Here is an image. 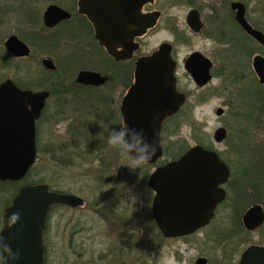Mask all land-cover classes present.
Here are the masks:
<instances>
[{
  "label": "flooded vegetation",
  "instance_id": "af4514ba",
  "mask_svg": "<svg viewBox=\"0 0 264 264\" xmlns=\"http://www.w3.org/2000/svg\"><path fill=\"white\" fill-rule=\"evenodd\" d=\"M104 1V17L110 20L111 27L107 30V44L119 58L112 55L96 38L95 28L89 17L82 12L80 0H23L19 5L6 7L0 13V20L3 21L8 20L11 13L17 12L21 21L31 23L32 34L36 35L45 54L40 61L41 76L36 80L38 89L31 87L24 90L49 93L36 121L37 155L34 165L21 181H0V197H9L10 202L2 209L3 221H0V264L3 261L1 232L6 225L5 212L23 187L39 185L48 186L52 193L76 197H80L77 191L87 186L93 197L89 203L80 197L84 201L82 207L72 208L58 203L50 208L43 233L44 264H48L49 255L55 252V245L52 246L49 239L56 244L54 240L58 238V234L50 233L49 227L57 207L72 210L88 208L103 228L100 234L94 231L93 226L87 228L88 242L95 243L99 235L114 240L118 238L117 241H121L123 245L132 243L135 253L136 223L142 222L141 227L149 233L152 264H161L162 258L165 264H264V189L254 190L252 186L257 182L251 179L252 171H259L264 157L249 156L253 140L251 131H254V127L264 130V84L260 82L254 69L255 60L259 57L264 59L261 55L264 54V44L253 35L257 32L264 36V0H147L141 6L140 0ZM39 4L45 6L39 8ZM177 5L183 10L180 25L179 17L172 11ZM51 7L61 9L70 17L55 21V13H47ZM62 14L58 15L63 16ZM156 14L158 16L154 25L148 27L144 34L138 35L140 28H146ZM47 18H50V24L46 22ZM163 21L165 24L160 28ZM159 29L168 31L171 40L162 41L152 51H143L144 42ZM193 37L210 44L211 53L197 49L179 59L178 43L188 42ZM163 44L170 46V55L176 64V90L184 96L185 101L176 114L167 117L161 124L162 157L155 164H143L154 166L156 170L181 158L160 163L166 156V149L177 143L172 139L173 133L182 128L192 93L188 84H182L179 72L181 63L196 91L207 90L216 78L222 80L221 90L227 94V100L217 106L214 113L221 119L229 108L234 124L219 126L213 134V140L217 145L223 144L228 138L234 141L228 147V152L232 155L230 157L224 156V152L212 145L202 142L198 145L215 152L229 171L226 181L217 189L218 193H223V197L214 207L185 205L190 214H176L172 212L173 206L166 205L167 211L158 217L155 211L157 192L149 186L151 173L147 182V205L144 217H141L140 214L136 216L134 196L125 194V154H122L121 149L110 145L108 139L113 129L119 131L121 125L125 124V110L128 109L125 99L136 83L135 72L139 60L157 52ZM28 48L30 54L27 57H14L6 48L5 51L14 62L29 59L32 50L29 46ZM195 54L211 62V79L202 87L186 68L187 62ZM192 63L199 65L203 71L206 68V63L200 56ZM244 63L252 64L258 82L255 85L258 92L254 94L249 93L250 89L248 93L238 94L235 83L241 80L240 74H235L234 79L229 80L232 69L242 67ZM86 72L99 74L105 82L94 85L79 81L80 75ZM7 80L17 85L14 80L5 81ZM228 80L234 85L231 89ZM159 88L163 89V94L164 86ZM136 103L134 101L131 104L134 109ZM246 107L253 108L254 114H250L251 111H247ZM220 110L221 114L218 115ZM221 128L226 130V138L218 143L215 133ZM44 157L51 159L56 167L51 173V180L54 182L52 185L49 183L50 175L49 180L41 175L45 165L39 167V162ZM35 173L41 175L39 179L42 181L30 179ZM131 176L135 177L136 174ZM253 178H256L255 175ZM12 183L19 186L14 196L8 194ZM134 188L136 189V185ZM255 196L257 197L254 199ZM206 210L209 215L198 213ZM185 216L187 217L181 220ZM200 216L207 217V221L182 235L165 234L158 223V218H167L171 225L192 228L197 226ZM76 231L74 229L69 242L70 249L75 253L73 243L78 233ZM105 257L106 252L100 255L101 260Z\"/></svg>",
  "mask_w": 264,
  "mask_h": 264
},
{
  "label": "water",
  "instance_id": "95a60500",
  "mask_svg": "<svg viewBox=\"0 0 264 264\" xmlns=\"http://www.w3.org/2000/svg\"><path fill=\"white\" fill-rule=\"evenodd\" d=\"M145 2L147 0H140V6ZM105 3L104 0H80L82 12L89 17L95 28L96 38L112 55L119 58L107 44V30L111 27L110 20L104 17ZM49 12L55 13V21L70 17L68 13L56 7H51L47 13ZM58 12L64 15L59 16ZM157 16L153 15L146 28H140L138 35L152 27ZM46 22L50 24V18H47ZM246 28L251 32L247 25ZM253 35L264 44L263 35L257 32ZM5 48L14 57H27L30 54L28 46L16 36L7 40ZM170 51V46L163 44L151 56L139 60L135 72L136 83L125 99V104L128 105L125 110V124L128 127L126 136L133 141H138L143 136L147 143L155 142V154L147 164H155L162 157L161 124L164 119L176 114L185 101L184 96L176 90V64ZM197 56L206 63L204 71L199 65L192 63L196 61ZM47 64L50 65V62ZM186 68L200 87L211 79V62L199 54L189 59ZM254 69L260 82L264 84L263 58L255 60ZM79 81L101 85L105 79L99 74L86 72L80 75ZM159 86H164L163 94V89ZM48 96L46 91L21 89L11 80L0 85V181H21L34 165L37 155L36 121ZM134 101L137 102L136 109L131 105ZM217 114L220 115L221 110ZM225 138L226 130L218 129L215 140L220 143ZM228 176V168L215 152L198 145L192 147L180 159L158 167L150 176L149 186L157 192L155 211L158 217L167 211L166 205L173 206L172 212L176 214L189 213L185 205L214 207L223 197V193L217 192L218 186L223 184ZM58 203L72 208L84 205L80 197L52 193L46 185L25 186L20 190L5 212L6 225L1 232V264H44L43 233L49 210ZM13 213H19V219L14 224L10 221ZM198 213L209 215L207 210ZM187 216L181 217V220ZM206 221L207 217L200 216L197 226L191 228L171 225L167 218H158L161 230L172 235L188 233Z\"/></svg>",
  "mask_w": 264,
  "mask_h": 264
},
{
  "label": "rangeland",
  "instance_id": "374dc122",
  "mask_svg": "<svg viewBox=\"0 0 264 264\" xmlns=\"http://www.w3.org/2000/svg\"><path fill=\"white\" fill-rule=\"evenodd\" d=\"M23 0H0V13H2L6 7L12 8L19 5ZM33 5V4H32ZM39 8L44 7V4H39ZM170 11V9L168 10ZM179 17V25L182 23V8L181 6H175L173 9ZM171 11V12H172ZM20 15L17 12L11 13L8 20H0V83L6 79H12L16 83H23L26 85H33L34 89H38L37 77L41 76V58L43 53L41 49V43L37 41L35 34H32L31 23L29 21H21ZM163 21L160 28L164 26ZM16 35L21 40L26 42L32 50V56L27 60H16L9 62L6 65L4 61V53H6L4 44L9 36ZM171 40L169 32L158 30L153 36L149 37L143 46V51H152L162 41ZM178 57L181 59L183 56L190 54L192 51L200 49L207 50V53H211L212 46L204 43L201 39L193 37L191 40L185 43H178L177 46ZM254 56L256 54H253ZM264 56V54H261ZM253 56V57H254ZM4 64L6 66H4ZM242 67H234L231 72V78L234 79L235 74L242 76L241 80L235 83V87L239 93L254 94L258 92V85L256 76L254 74L252 64H243ZM24 69V71H23ZM222 70V69H221ZM180 75L182 84L189 85L190 93L188 111L182 121V128L178 132L173 133V141H177L176 145L166 149V156L160 162L166 163L172 161L175 158H179L189 148L199 145L201 142L207 145L214 146L215 149L224 152V156L230 157V151L228 147L231 146V142L234 141L232 138H228L226 142L221 145H217L213 140V134L215 130L221 126H230L234 124V117L227 108V113L218 119L214 113L217 106H220L227 100V94L222 92L221 85L223 84L221 79H215L205 91H196L193 83H191L183 64L180 66ZM228 80V82H229ZM230 89L234 86L231 82ZM217 88L219 90L217 91ZM247 111H251L250 114H254V109L246 107ZM235 130V128H233ZM253 140L251 152L249 156L253 157H264V130H259L254 127V131H251ZM233 135V134H232ZM233 137V136H232ZM232 139V140H231ZM179 155V156H178ZM177 156V157H176ZM39 167L44 164V170L42 171V178H47L50 175L49 183L52 185L54 182L51 180V173L56 170L54 162L51 159L44 157L43 161L39 162ZM133 160L128 155H125L123 160L125 177L123 180L125 194L134 196L133 201L136 206V216H143L145 211V205H147V192H148V177L155 171L154 166L141 164L138 167H132ZM38 167V168H39ZM259 171L251 173V179L256 180L255 186H252L254 190L264 189V162L259 165ZM136 174L132 177L131 174ZM41 175L35 173L31 180H38ZM255 175L256 178H253ZM132 177V178H131ZM46 181V180H45ZM67 183V182H66ZM85 181L82 182V185ZM69 185V183H68ZM136 185V189L132 186ZM252 185V184H251ZM81 187V186H80ZM13 187L9 186L8 194H13ZM77 195L84 198L86 202H91L93 197L87 186L77 191ZM257 196L254 197V199ZM9 197H0V221H3L2 209L8 204ZM140 214V215H139ZM142 223V222H141ZM141 223H136V253L133 250L132 243L127 246L123 245L121 241L114 240V238L106 236H98L95 243L87 241V228L90 226L94 227V231L100 234L103 230L101 222L94 218L88 208L81 210H72L65 207H57L50 223V233L58 234V238L54 240L56 244H53V240L49 239L51 245H55V252L51 253L48 258V264H152L153 259L150 252L149 233L144 230ZM144 225V223H143ZM77 229V235L74 238L76 253L70 249V236ZM52 236V234H50ZM107 253V257L103 260L100 259V255ZM161 264H165L163 258Z\"/></svg>",
  "mask_w": 264,
  "mask_h": 264
},
{
  "label": "clouds",
  "instance_id": "9594fccd",
  "mask_svg": "<svg viewBox=\"0 0 264 264\" xmlns=\"http://www.w3.org/2000/svg\"><path fill=\"white\" fill-rule=\"evenodd\" d=\"M127 125L122 124L120 130L113 129L109 135L108 142L113 147L122 150V154L128 155L133 160L132 167H138L139 165L149 161L155 154L156 147L155 142L149 144L145 141V138L141 136L138 141H133L126 136ZM19 219V213H13L10 221L15 223Z\"/></svg>",
  "mask_w": 264,
  "mask_h": 264
},
{
  "label": "trees",
  "instance_id": "16d2710c",
  "mask_svg": "<svg viewBox=\"0 0 264 264\" xmlns=\"http://www.w3.org/2000/svg\"><path fill=\"white\" fill-rule=\"evenodd\" d=\"M4 61H6V64H9V62H13V59L7 54V53H4ZM17 85L20 87V88H22V89H29V88H31L32 86H34V84L33 85H26V84H23V83H17ZM179 156V155H178ZM177 157V156H176ZM12 187H13V189H14V191H13V196L18 192V190H19V186H16V184L15 183H12ZM8 204H10V202L8 203Z\"/></svg>",
  "mask_w": 264,
  "mask_h": 264
}]
</instances>
